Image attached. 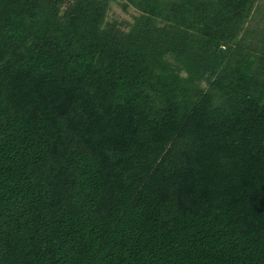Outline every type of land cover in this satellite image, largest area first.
<instances>
[{"label": "trees", "instance_id": "16d2710c", "mask_svg": "<svg viewBox=\"0 0 264 264\" xmlns=\"http://www.w3.org/2000/svg\"><path fill=\"white\" fill-rule=\"evenodd\" d=\"M0 264H264V0H0Z\"/></svg>", "mask_w": 264, "mask_h": 264}, {"label": "rangeland", "instance_id": "374dc122", "mask_svg": "<svg viewBox=\"0 0 264 264\" xmlns=\"http://www.w3.org/2000/svg\"><path fill=\"white\" fill-rule=\"evenodd\" d=\"M132 13H135L134 9H131L130 13H126L117 3H113L110 16L113 18L130 20Z\"/></svg>", "mask_w": 264, "mask_h": 264}]
</instances>
